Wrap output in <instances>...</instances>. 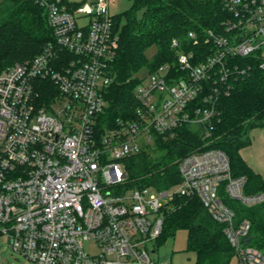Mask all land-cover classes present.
I'll list each match as a JSON object with an SVG mask.
<instances>
[{
    "label": "built area",
    "instance_id": "2783aa9c",
    "mask_svg": "<svg viewBox=\"0 0 264 264\" xmlns=\"http://www.w3.org/2000/svg\"><path fill=\"white\" fill-rule=\"evenodd\" d=\"M30 1L44 9L53 39L35 58L0 72V235L8 245L30 264H171L152 258L150 245L180 196L198 199L223 227L238 264H264V252L244 243L251 223L237 220L221 196L254 207L264 193H246V178L233 176L223 150L207 144L176 160V192L153 193L122 168L182 127L210 138L220 97L252 69L238 60L250 57L264 72V0H224V32H207L208 52L178 50L176 67L161 65L138 84L134 118L99 136L120 39L109 0ZM189 38L197 41L193 32ZM47 79L56 93L42 102ZM87 243L97 252L88 253Z\"/></svg>",
    "mask_w": 264,
    "mask_h": 264
},
{
    "label": "trees",
    "instance_id": "16d2710c",
    "mask_svg": "<svg viewBox=\"0 0 264 264\" xmlns=\"http://www.w3.org/2000/svg\"><path fill=\"white\" fill-rule=\"evenodd\" d=\"M227 17L224 0H132L127 10L114 15L119 46L109 62L112 82L105 95L107 106L95 127L96 135L115 127L119 119L134 118L139 105L135 89L141 82L137 76L140 71L146 69L152 73L164 64L176 67L178 50L208 52L204 43L207 32L223 33L222 23ZM190 32L197 41L189 38ZM52 39L43 8L30 0H0V72L35 58ZM174 41L178 42L177 47L173 46ZM153 47L156 51L149 57ZM238 62L252 65V69L234 81L228 96L220 97L219 116L210 138H204L203 130L190 126L179 129L168 141L158 138L155 151L129 159V174L135 184L152 185L159 190L174 187L182 181L176 160L208 144L228 155L234 177L246 178V193H264V178L241 155V150L251 143L249 131L264 128V72L250 57ZM40 92L42 102H49L56 93L54 83L48 79L41 81ZM157 151L164 154L155 160L153 155ZM221 196L234 210L237 220L247 219L251 223L245 245L264 252V203L245 207L230 200L224 192ZM164 215L159 244L184 230L188 233L187 251L196 255L195 264L231 263L235 251L223 227L208 215L198 199L176 196Z\"/></svg>",
    "mask_w": 264,
    "mask_h": 264
},
{
    "label": "rangeland",
    "instance_id": "374dc122",
    "mask_svg": "<svg viewBox=\"0 0 264 264\" xmlns=\"http://www.w3.org/2000/svg\"><path fill=\"white\" fill-rule=\"evenodd\" d=\"M71 4H83L87 2H92L93 0H68ZM132 0H109L110 13L114 16L123 11L127 10L131 6ZM156 48L153 47L149 50V57L154 54ZM174 65V64H173ZM12 66V65H11ZM9 66V67H11ZM7 67V68H9ZM6 68V69H7ZM4 71V70H3ZM150 72L146 69L140 71L137 76L145 83L149 78ZM137 88V87H136ZM136 90V89H135ZM248 137L251 139L254 146L250 149L242 151L244 154L248 155L250 151L252 152L251 159L255 163L260 171H263L264 175V160L262 162V155H264V128L252 129L248 133ZM246 147V146H245ZM244 147V148H245ZM164 153L162 151L155 152L154 159L158 160L162 157ZM124 172L127 174V178L130 177L128 166L122 165ZM263 169V170H262ZM182 185V181L176 184L174 187L170 188V192H176ZM153 193L158 194L156 187L151 189ZM164 201V200H163ZM187 240L188 233L184 230H179L175 237L169 238L162 243H152L151 249H155V253H151V257L156 260H165L171 264H195L196 255L193 252L187 251ZM86 250L88 253H96L97 250L95 246L91 243L86 244ZM0 264H30L25 257L21 254L15 252L12 247L8 245L7 238L0 235ZM230 264H238L237 257L234 256Z\"/></svg>",
    "mask_w": 264,
    "mask_h": 264
},
{
    "label": "crops",
    "instance_id": "0c3cea01",
    "mask_svg": "<svg viewBox=\"0 0 264 264\" xmlns=\"http://www.w3.org/2000/svg\"><path fill=\"white\" fill-rule=\"evenodd\" d=\"M263 145H264V143H263ZM254 146V144L252 143V141H251V143L249 144V145H247L245 148H243L242 150H241V155H242V157H243V159L246 161V163L256 172V173H258V174H260L263 178H264V175H263V171H260L257 167H255L256 165H255V163L252 161V159H251V157H253L252 156V152L250 151L249 153H247L248 155H246V154H244V152H242V151H245V150H247L248 151V149H250V148H252ZM263 160H264V155H262V162H263ZM263 170V169H262Z\"/></svg>",
    "mask_w": 264,
    "mask_h": 264
}]
</instances>
